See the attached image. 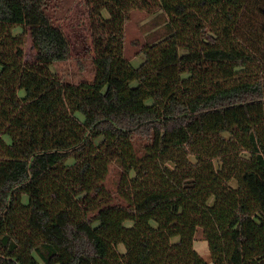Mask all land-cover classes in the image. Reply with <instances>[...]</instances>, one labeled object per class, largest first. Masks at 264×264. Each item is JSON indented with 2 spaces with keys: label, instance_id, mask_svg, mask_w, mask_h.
Segmentation results:
<instances>
[{
  "label": "trees",
  "instance_id": "16d2710c",
  "mask_svg": "<svg viewBox=\"0 0 264 264\" xmlns=\"http://www.w3.org/2000/svg\"><path fill=\"white\" fill-rule=\"evenodd\" d=\"M61 1L0 0V264H264V0H84L77 83ZM133 9L166 20L137 66Z\"/></svg>",
  "mask_w": 264,
  "mask_h": 264
},
{
  "label": "rangeland",
  "instance_id": "374dc122",
  "mask_svg": "<svg viewBox=\"0 0 264 264\" xmlns=\"http://www.w3.org/2000/svg\"><path fill=\"white\" fill-rule=\"evenodd\" d=\"M50 13L63 29L71 50L68 59L53 63L50 69L64 81L77 83L79 80H89L92 75L90 57L94 52L89 14L84 0H62L50 10ZM102 13L104 17H107L105 11ZM165 21V16L159 11L150 14L146 10L133 9L129 12V18L124 24V55L134 66L139 65L143 60V54L139 53L141 45L157 39L162 34ZM12 32L14 34L23 32L24 60H31L34 50L27 28L15 27ZM117 176V167H111L106 179V184L111 191L116 189ZM192 246L201 258L208 262L211 260L206 240L195 239ZM119 249L123 251V246L119 245Z\"/></svg>",
  "mask_w": 264,
  "mask_h": 264
},
{
  "label": "built area",
  "instance_id": "2783aa9c",
  "mask_svg": "<svg viewBox=\"0 0 264 264\" xmlns=\"http://www.w3.org/2000/svg\"><path fill=\"white\" fill-rule=\"evenodd\" d=\"M210 264H212V263H210Z\"/></svg>",
  "mask_w": 264,
  "mask_h": 264
}]
</instances>
